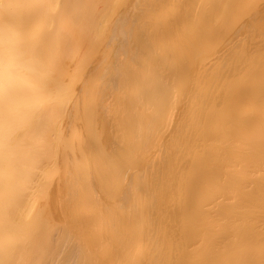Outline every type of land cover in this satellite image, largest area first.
<instances>
[{
  "label": "bare ground",
  "instance_id": "bare-ground-1",
  "mask_svg": "<svg viewBox=\"0 0 264 264\" xmlns=\"http://www.w3.org/2000/svg\"><path fill=\"white\" fill-rule=\"evenodd\" d=\"M0 264H264V0H0Z\"/></svg>",
  "mask_w": 264,
  "mask_h": 264
},
{
  "label": "rangeland",
  "instance_id": "rangeland-1",
  "mask_svg": "<svg viewBox=\"0 0 264 264\" xmlns=\"http://www.w3.org/2000/svg\"><path fill=\"white\" fill-rule=\"evenodd\" d=\"M205 59V58H204ZM200 59H197L196 57H193L192 62H191V67L190 70H188V73L184 76L180 78L179 82H175L173 84L174 88V95L176 96L177 100H179L180 102L185 98V91L186 89L189 87V85L191 84V82L194 80V92H191L192 94H190L191 96L193 95V99L191 100L190 104L184 108L181 114L180 110L176 108L175 110H173L167 121V127H172L173 123L176 122V116L177 118L180 117L177 121H179L178 125L176 126V131H178L177 134H175L173 136V138L175 137V144L177 142V139L180 140V138L184 137L185 132H187V130L189 129L190 126V122H191V118L194 115L195 111H197V95L200 94L202 92V87H203V76L200 75L199 77H196L194 74V70L196 67H199L201 65H203L205 63V61L199 62ZM222 67V66H221ZM198 89V92H197ZM189 91V90H188ZM187 94V93H186ZM195 95V96H194ZM119 96H121V94H119ZM179 110V111H178ZM177 114V115H176ZM179 115V116H178ZM173 145L172 146H167V149L169 152H172L173 149ZM167 186H164V191L165 193L167 192ZM167 224H169V221H167Z\"/></svg>",
  "mask_w": 264,
  "mask_h": 264
}]
</instances>
